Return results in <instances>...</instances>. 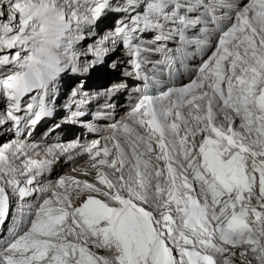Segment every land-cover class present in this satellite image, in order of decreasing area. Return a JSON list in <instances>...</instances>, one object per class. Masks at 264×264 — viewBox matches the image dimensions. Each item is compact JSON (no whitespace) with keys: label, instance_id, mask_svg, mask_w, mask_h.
Masks as SVG:
<instances>
[{"label":"snow or ice","instance_id":"obj_1","mask_svg":"<svg viewBox=\"0 0 264 264\" xmlns=\"http://www.w3.org/2000/svg\"><path fill=\"white\" fill-rule=\"evenodd\" d=\"M67 80L126 118L33 140ZM0 105V264H264V0H0Z\"/></svg>","mask_w":264,"mask_h":264},{"label":"rangeland","instance_id":"obj_2","mask_svg":"<svg viewBox=\"0 0 264 264\" xmlns=\"http://www.w3.org/2000/svg\"><path fill=\"white\" fill-rule=\"evenodd\" d=\"M116 55H120V53H113V56H116ZM71 86H72V81L71 80H67L65 82V86L63 87V89L61 91V95H60V97H59V99L57 101V106H56V109H55V111L53 113V116L51 118L43 120L36 127L35 131L33 132V136L40 135V134L42 135L40 137H35L36 141L42 140L43 134L46 132V130L49 127H51V126H53L54 124H57V123L60 124V128L56 129L48 137L53 136V135H61V136H64V138H69V137L72 138L73 136H70L69 132H71V131L74 132V131H77V130H85L86 131L85 132L86 135L89 134V136H87V141L82 142V143H88L92 138H96L98 136L97 132L99 130V127H98L99 121L107 120L108 118L93 119V114L96 113V112L107 111V109H105L103 107L106 98L105 97H94L91 101H89L87 104H85V105H83L81 107V110L85 112V115H83V116L78 118L80 123L72 122L71 120L66 119L67 117L71 116V112L63 107V105L68 102V95H69V90H70ZM135 86H136V84L133 82V87H135ZM121 94H122L121 98H119L118 94H116L109 101L112 104H113V102L115 103V101H117V100L120 101V102L118 101L120 103V105H119L117 111L116 110L112 111L114 113V116L119 115L118 113L120 111L122 112L124 109H129V104L131 102L130 99H129V96H124V92H122ZM135 96H136V94H135ZM132 99L134 100L135 97H132ZM0 107H2V105H0ZM71 109H72V111H76V107H75L74 104L71 105ZM111 117H112V115H111ZM95 124L97 126H95ZM41 125H43L41 127V131L36 133L37 128H39V126H41ZM89 125L94 127L96 130L95 131H90L89 130ZM43 128H44V130H43ZM79 138H81V136H79ZM79 138H77V139L79 140ZM13 139H15L14 133L4 131L2 128H0V145L8 143L9 141H11ZM43 140H45V139H43ZM84 158L86 159V157H83L79 161L83 160ZM79 161H76L74 163H69L68 161L67 162H61L60 161L57 166H54V170H53V172L51 174L52 178L57 177L58 175H60L63 172L64 173L62 175L75 176V175H73L75 172H73L72 169H73L74 166L77 168V170L80 167H82V164L76 166L77 162H79ZM83 165H85V163H83ZM78 174L79 173L77 172V175ZM80 178H83V177H80ZM10 222H11V216H9L8 220H6L4 222V224L0 225V237H3L5 235H7V228H8V225H9Z\"/></svg>","mask_w":264,"mask_h":264},{"label":"bare ground","instance_id":"obj_3","mask_svg":"<svg viewBox=\"0 0 264 264\" xmlns=\"http://www.w3.org/2000/svg\"><path fill=\"white\" fill-rule=\"evenodd\" d=\"M199 56H197L196 57V59H195V61H199ZM189 63H191V61H189ZM190 76V75H189ZM185 79H187V76L185 75V76H183V75H181V80L183 81V80H185ZM133 82L135 83V84H137V82L136 81H130L129 82V91L131 90V88H133ZM122 93V92H121ZM121 93H117L118 94V96H119V98H121ZM124 96H129V92L128 91H124ZM132 97H135V94L133 93V95H132ZM118 98V97H117ZM119 100H117V101H115V103L113 102V105H115V109L114 110H116L117 111V109H118V107H119V105H120V101L118 102ZM105 103V102H104ZM103 107H104V105H103ZM115 111V112H116ZM128 111H129V109H124L122 112L120 111L118 114L119 115H117V116H110L111 118H108L107 120H102V121H99V123H98V127H99V130H98V137L97 138H95V139H93V140H100V138H101V136L103 135V134H105L106 132H108V131H111L110 129H108V124L109 123H114V122H117V121H121L123 118H126V116H127V114H128ZM113 114V112H111V115ZM43 125H41V126H39V128H37V130H36V133H38V132H40L41 131V127H42ZM95 126H97L96 124H95ZM43 130H44V128H43ZM86 131L85 130H77V131H71V132H69V134H70V136H73L72 138L71 137H69V138H64V136H61V135H53V136H50V137H48L47 139H45V140H39V141H37V142H43V143H46V144H55V143H61V144H67V143H69V142H78L79 144H85V143H82V139H84L85 137H87V136H89V134L88 135H86V133H85ZM40 136H42L41 134L40 135H35V136H32V139L33 140H35V137H40ZM79 136H81V138H80V141L77 139V138H79ZM61 137V138H60ZM91 137V136H90ZM95 137V136H94ZM78 140V141H77ZM93 140H91V141H93ZM36 141V140H35ZM90 143V142H89ZM103 143H104V141L103 140H101V145H103ZM84 156H78V157H75L74 158V160L73 161H68L69 163H74V162H76V161H79L80 159H82ZM60 161L61 162H67L66 160H65V158L64 157H61L60 158ZM59 161V162H60ZM83 163H85V160L83 161V160H81V161H79V162H77V164H76V166L77 165H81L82 164V167H80L79 169H81V168H83L85 165H83ZM75 167V166H74ZM79 169L77 170V172L79 173ZM77 172H75L73 175H75V176H78L77 175ZM70 176V175H69ZM49 179H53L52 178V176H50L49 177Z\"/></svg>","mask_w":264,"mask_h":264},{"label":"water","instance_id":"obj_4","mask_svg":"<svg viewBox=\"0 0 264 264\" xmlns=\"http://www.w3.org/2000/svg\"><path fill=\"white\" fill-rule=\"evenodd\" d=\"M64 173V172H63ZM63 173H61L60 175H62Z\"/></svg>","mask_w":264,"mask_h":264}]
</instances>
